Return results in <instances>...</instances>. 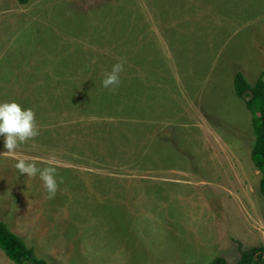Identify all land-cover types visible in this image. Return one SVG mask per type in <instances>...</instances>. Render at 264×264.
I'll return each instance as SVG.
<instances>
[{"label":"rangeland","instance_id":"obj_1","mask_svg":"<svg viewBox=\"0 0 264 264\" xmlns=\"http://www.w3.org/2000/svg\"><path fill=\"white\" fill-rule=\"evenodd\" d=\"M239 72L264 79V0H0V102L39 129L14 152L0 136V221L49 264H236L264 247ZM20 159L56 168L54 197Z\"/></svg>","mask_w":264,"mask_h":264},{"label":"trees","instance_id":"obj_2","mask_svg":"<svg viewBox=\"0 0 264 264\" xmlns=\"http://www.w3.org/2000/svg\"><path fill=\"white\" fill-rule=\"evenodd\" d=\"M31 0H18L20 5H28ZM234 92L245 102L251 113L255 133V145L252 150V161L262 174L260 190L264 196V79L261 76L252 85L242 73H237L234 79ZM0 250L16 264H49L39 259L34 249L27 247L24 241L14 235L8 225L0 221ZM213 264H229L224 258H217ZM236 264H264V247L253 248L244 252Z\"/></svg>","mask_w":264,"mask_h":264},{"label":"clouds","instance_id":"obj_3","mask_svg":"<svg viewBox=\"0 0 264 264\" xmlns=\"http://www.w3.org/2000/svg\"><path fill=\"white\" fill-rule=\"evenodd\" d=\"M124 70L123 63H115L111 70L106 72L101 84L106 89L115 90L120 84V74ZM39 129L35 112L31 108L24 107L17 101L0 102V136L4 138L3 146L7 152H14L17 147L36 137ZM15 168L20 174L28 177L39 176L49 198L55 196L58 189L57 171L55 167L39 168L35 162L20 159L15 163Z\"/></svg>","mask_w":264,"mask_h":264},{"label":"crops","instance_id":"obj_4","mask_svg":"<svg viewBox=\"0 0 264 264\" xmlns=\"http://www.w3.org/2000/svg\"><path fill=\"white\" fill-rule=\"evenodd\" d=\"M31 1H32V0H31ZM31 1H30V2H31ZM18 3H19V2H18Z\"/></svg>","mask_w":264,"mask_h":264}]
</instances>
